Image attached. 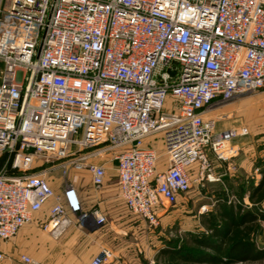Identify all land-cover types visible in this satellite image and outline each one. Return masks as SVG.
Here are the masks:
<instances>
[{"label":"built area","instance_id":"1","mask_svg":"<svg viewBox=\"0 0 264 264\" xmlns=\"http://www.w3.org/2000/svg\"><path fill=\"white\" fill-rule=\"evenodd\" d=\"M261 90L264 0H0V242L47 204L56 237L105 224L72 182L51 188L56 169L99 191L113 164L126 210L155 227L188 170L213 180L206 152L226 160L248 134L206 115ZM111 260L101 248L89 264Z\"/></svg>","mask_w":264,"mask_h":264},{"label":"crops","instance_id":"2","mask_svg":"<svg viewBox=\"0 0 264 264\" xmlns=\"http://www.w3.org/2000/svg\"><path fill=\"white\" fill-rule=\"evenodd\" d=\"M231 104L234 106L226 108V112L230 114L226 118L213 115L215 111H211L206 117L216 120V130L246 127L248 134L232 141L230 157L226 160L217 159L211 152H206L213 180L201 178L197 166L188 170L191 187L185 197L191 200L198 196L202 203L197 209L194 205H189L186 210L187 213L197 210L199 214L200 207L207 206L208 212L199 214L207 217L218 202L215 195L221 196L219 201L223 205L218 210L219 232H222L221 222L226 221L225 217H220L222 213L227 212L230 207L239 206L241 210L235 214L236 219L244 212H249L253 218L250 223H242L240 228H252L248 238L254 244V252L264 253V198L258 200L256 196V193L264 192V91L236 99L228 105ZM232 111H235L234 116H231ZM110 174L115 177L116 182L113 164L108 165L104 185L99 191L91 189L86 172L73 176L71 180L84 209L96 207L105 217V224L90 231L68 226L57 237L50 234L0 242V252L4 254L0 264H24L20 260L21 256H27L38 264H89L101 248L111 252L112 260L109 264H142V257L155 254L157 248H161V238L159 241L154 233L156 228L148 226L126 210L118 194L117 182L109 183ZM49 205L30 224L42 230L41 222L47 215ZM170 210L167 208L160 212V222L168 219ZM194 218L195 215L187 219V231L193 234L196 228ZM211 227L209 232L212 231ZM260 261H264V257L247 262Z\"/></svg>","mask_w":264,"mask_h":264},{"label":"rangeland","instance_id":"3","mask_svg":"<svg viewBox=\"0 0 264 264\" xmlns=\"http://www.w3.org/2000/svg\"><path fill=\"white\" fill-rule=\"evenodd\" d=\"M10 2L11 0H6V3L9 4ZM228 106H234V105L224 104L223 106L213 110L215 111L213 112V115L217 116L218 118L219 117L226 118L225 116L230 115L228 112H226V108ZM234 112L233 114H231V116L232 115L234 116ZM160 144L161 143L159 137H157L154 145L157 151L160 154H162L163 150ZM3 166H6L5 157L0 158V168ZM112 174H110L109 183L115 184L116 183L115 177ZM73 176L76 175L73 174L72 172H69L67 176H64L60 170L56 169V170H52L49 174H47L46 179L52 189L58 190L59 188H62L65 183L71 182ZM91 189L95 191L92 188V186ZM220 197L221 196L215 195V198L218 200V202L214 204L216 206L215 209L213 207L212 209L214 210H212L207 215V217H203L199 215L197 210L195 211L193 210V207H191L193 211L187 213L186 210L188 208L187 206L194 205L195 209H197L198 205L202 203V201L199 200L198 196H195L194 199L191 200L187 199V197L184 196L183 198L178 200L177 204L174 207L169 208V210L170 209L172 210L169 211L171 213L168 215L169 216L168 219H166L163 222L159 221L155 227H152V228H156L154 233L159 241H160L159 238H161V248L160 249L157 248V252L153 255H150L148 257H142V264H205L202 261L201 262L198 261V258L200 257L198 252H202L203 254H206V252L209 251L205 246H198L195 242H197V240L207 242V240L213 238L212 231L211 232L208 231V229L211 226H215V229L219 231L218 210L223 205L221 201H219L221 200ZM235 201L236 200L234 199V202ZM193 215H195L194 220L196 221V228L194 229L195 230L194 234L187 231V219L189 216H193ZM48 235L50 234L44 232L43 230H40L38 226H34L33 224H27L23 228H21L13 238H33V237L38 238L39 236H48ZM187 254L193 257L192 261L189 260L187 262L181 260V258L183 256H186ZM237 264H264V261L244 262Z\"/></svg>","mask_w":264,"mask_h":264},{"label":"trees","instance_id":"4","mask_svg":"<svg viewBox=\"0 0 264 264\" xmlns=\"http://www.w3.org/2000/svg\"><path fill=\"white\" fill-rule=\"evenodd\" d=\"M18 174V172H13ZM257 199L264 198V192L256 193ZM251 197L249 199L251 200ZM236 209V210H235ZM241 208L236 206L222 213L220 217H225L226 221H222V232L217 231L213 226V237L207 240V242L197 240L195 242L198 246H205L209 252L203 254L198 252L199 262L205 264H237L247 261L260 260L264 257L262 252H254V244L250 242L248 235L251 232V227L246 226L240 228V225L244 222L250 223L253 219L249 212H244L238 219L235 218V214L240 213ZM221 237V238H218ZM181 260L189 261L193 260V257L189 254L183 256Z\"/></svg>","mask_w":264,"mask_h":264}]
</instances>
